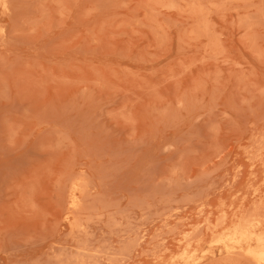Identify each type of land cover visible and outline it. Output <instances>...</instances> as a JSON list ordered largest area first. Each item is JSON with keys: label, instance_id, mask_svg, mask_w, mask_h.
<instances>
[{"label": "rangeland", "instance_id": "rangeland-1", "mask_svg": "<svg viewBox=\"0 0 264 264\" xmlns=\"http://www.w3.org/2000/svg\"><path fill=\"white\" fill-rule=\"evenodd\" d=\"M6 1L0 264H255L264 0Z\"/></svg>", "mask_w": 264, "mask_h": 264}, {"label": "bare ground", "instance_id": "bare-ground-1", "mask_svg": "<svg viewBox=\"0 0 264 264\" xmlns=\"http://www.w3.org/2000/svg\"><path fill=\"white\" fill-rule=\"evenodd\" d=\"M3 2L4 1H2V3ZM5 2L7 1L5 0ZM7 5L5 8H7ZM257 207L259 208L260 206ZM259 216L261 215L253 214L240 220L239 223L236 224L237 226L233 229L227 240V246L230 251L240 248L244 256H248L247 258L251 259L255 264H263L264 262V235L262 233H257L256 230V228L263 222V218ZM262 217L264 216L262 215ZM253 242L256 243L255 247L252 245ZM238 252H240V250Z\"/></svg>", "mask_w": 264, "mask_h": 264}]
</instances>
